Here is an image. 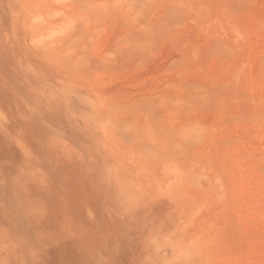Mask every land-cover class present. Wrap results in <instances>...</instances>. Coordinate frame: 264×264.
Here are the masks:
<instances>
[{
    "label": "rangeland",
    "instance_id": "1",
    "mask_svg": "<svg viewBox=\"0 0 264 264\" xmlns=\"http://www.w3.org/2000/svg\"><path fill=\"white\" fill-rule=\"evenodd\" d=\"M0 264H264V0H0Z\"/></svg>",
    "mask_w": 264,
    "mask_h": 264
}]
</instances>
